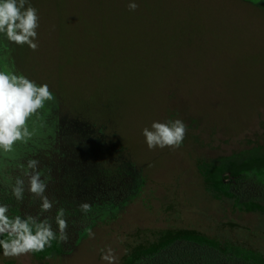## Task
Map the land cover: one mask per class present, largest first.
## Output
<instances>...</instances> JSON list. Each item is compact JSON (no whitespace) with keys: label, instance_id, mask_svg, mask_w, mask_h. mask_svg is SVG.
Wrapping results in <instances>:
<instances>
[{"label":"rangeland","instance_id":"rangeland-1","mask_svg":"<svg viewBox=\"0 0 264 264\" xmlns=\"http://www.w3.org/2000/svg\"><path fill=\"white\" fill-rule=\"evenodd\" d=\"M129 2L30 0L38 49L0 34V71L48 84L55 97L30 139L1 150L12 161L6 184L20 177L27 188V162L37 160L73 247L44 258L0 249V264H121L166 228L250 242L264 254V193L234 195L200 171L221 156L264 152V0H135V11ZM175 118L187 125L182 145L149 149L142 129ZM232 172L235 186L254 187L264 182V160ZM32 197L24 192L11 208ZM83 202L91 211L80 210ZM32 204L27 214L56 224L57 211ZM116 208L91 229L98 210Z\"/></svg>","mask_w":264,"mask_h":264},{"label":"clouds","instance_id":"clouds-1","mask_svg":"<svg viewBox=\"0 0 264 264\" xmlns=\"http://www.w3.org/2000/svg\"><path fill=\"white\" fill-rule=\"evenodd\" d=\"M128 9L135 11L138 4L130 0ZM38 10L30 0H0V34L6 36L11 43L28 45L33 51L38 49L36 42L40 26ZM55 99L48 84H37L23 74L0 71V150L10 152L17 141L30 139L33 132L27 125L28 119ZM187 125L179 118L165 121H153L142 129V135L149 149L179 148L186 136ZM38 161L29 159L28 169L24 175L28 180L27 191L41 200V212H49L53 208L52 201L45 195L47 184L38 171ZM25 192V181L17 177L12 186V195L22 201ZM82 212L91 211V205L83 202L79 205ZM8 205L0 204V249L5 257H19L24 254L43 251L53 240L68 241V222L63 210H58L54 219L59 235L52 229L48 218L38 216H9ZM89 238L95 233L88 231ZM111 261L110 254L102 257Z\"/></svg>","mask_w":264,"mask_h":264},{"label":"trees","instance_id":"trees-1","mask_svg":"<svg viewBox=\"0 0 264 264\" xmlns=\"http://www.w3.org/2000/svg\"><path fill=\"white\" fill-rule=\"evenodd\" d=\"M43 114V113H42ZM80 127V126H79ZM81 128V127H80ZM76 127H70L68 133L73 136L76 134L82 135V130ZM62 129L63 128L62 126ZM61 130V127H60ZM65 135V134H64ZM62 138L59 137L58 141ZM76 139V138H75ZM69 151L75 150V143L68 141ZM6 159V158H5ZM259 161L264 160V152L253 149L245 155H226L206 162L202 164L201 172L205 175H209L210 179L219 182L227 192L250 199L248 193H264V182L254 184V187H244L242 181L239 182L242 189L235 185H227L223 182L226 177L231 176L233 179L237 176L232 172V169L245 163V161ZM206 161V160H205ZM202 163V161H201ZM0 172H12V161L8 162L7 159L0 158ZM234 174V175H232ZM235 184V182L233 183ZM245 188L246 190H244ZM30 196L29 194H25ZM14 196L11 191L6 193V205H8L9 216H27L25 209L29 212V208H11L13 204ZM264 201V200H263ZM260 204L259 206H261ZM119 209L113 211L98 210L95 215V221L91 224L93 229L99 221L104 220L106 214L116 212ZM41 211V210H40ZM57 211L53 209L50 213ZM43 214V213H42ZM44 217V216H43ZM52 229L58 232V226L52 225ZM57 249L63 254H71L72 248L60 240H53L50 246H46L43 251L34 252L37 258H44L50 254L51 249ZM6 264H14L7 262ZM121 264H264V254L257 247L250 242L237 241L234 239L222 240L217 236H210L200 230L195 229H169L166 228L158 237L148 242H141L137 246L130 249V251L124 256Z\"/></svg>","mask_w":264,"mask_h":264},{"label":"flooded vegetation","instance_id":"flooded-vegetation-1","mask_svg":"<svg viewBox=\"0 0 264 264\" xmlns=\"http://www.w3.org/2000/svg\"><path fill=\"white\" fill-rule=\"evenodd\" d=\"M38 113H43V111L42 110H38ZM37 113V114H38ZM37 114H34L33 116H31L29 119H28V123L30 124V130L32 131V130H38V126H40V124H38L37 123V121L38 120H35L36 118H37ZM41 120V119H40ZM30 121L33 123V124H31L30 123ZM38 124V125H37ZM35 132V131H34ZM65 140L66 139H61V141H63V142H65ZM0 152H2L1 150H0ZM0 156H4V155H2V153H0ZM51 156H53V152H52V150H51ZM30 171H32L31 169H30ZM4 175H5V173L4 172H0V204H6V193H7V191H11L12 192V186L13 185H8V184H6V177H4ZM11 175H13V173H11ZM16 177L18 176V173L15 175ZM44 180V179H43ZM236 181V178L235 179H233L231 176H229V177H226L224 180H223V182L224 183H226L228 186L229 185H234L233 183ZM236 183V182H235ZM47 186H48V184H47ZM46 191H47V189H46ZM25 192H28L27 191V188H25ZM30 197V196H29ZM34 199V200H33ZM32 204V203H34V204H32V205H34V206H36V205H40L41 204V200L40 199H35V196H33L32 197V199L29 201V202H27V204L24 202V206H22V202H18L17 203V208H29V209H31L30 207H29V204ZM19 205V206H18Z\"/></svg>","mask_w":264,"mask_h":264}]
</instances>
